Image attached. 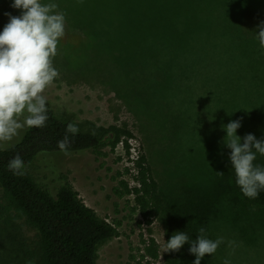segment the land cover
Returning a JSON list of instances; mask_svg holds the SVG:
<instances>
[{
  "label": "rangeland",
  "instance_id": "1",
  "mask_svg": "<svg viewBox=\"0 0 264 264\" xmlns=\"http://www.w3.org/2000/svg\"><path fill=\"white\" fill-rule=\"evenodd\" d=\"M12 2L0 0L2 28L9 22L6 13L21 14ZM41 2L57 4V11L65 14V35L53 58L59 75L44 93L46 108L80 132L118 125L127 127L133 138L129 157L121 146L103 159L89 153L48 154L35 161L30 173L51 194L65 178L99 220L117 229V237L99 245L97 264H137L140 237L153 238L158 247V259L149 264H193L187 243L178 252H164L177 233L173 211L178 212L179 204L205 211L201 202L211 203L219 191L218 173L230 162L231 150L224 144L229 122H241L236 131L241 143L247 134L264 140V49L257 38L264 0ZM111 5L144 23L141 34L181 37L185 46L168 52L144 43L112 47L108 35V44H102L92 29V11ZM229 42L238 48L236 53L227 50ZM26 129L12 141L0 142V148L17 144ZM137 155L146 158L163 198L162 212L149 224L129 211L132 197L112 194L117 186L113 177L130 168L128 161ZM230 198L221 195L212 215L196 228L198 235L204 227L208 239L224 240L201 264H224L226 259L230 264H264V206L243 209L241 203L227 205ZM191 218L199 221L194 212ZM31 236L28 231L7 232L0 223L5 264H30L21 247ZM191 236L195 241L197 236Z\"/></svg>",
  "mask_w": 264,
  "mask_h": 264
},
{
  "label": "trees",
  "instance_id": "2",
  "mask_svg": "<svg viewBox=\"0 0 264 264\" xmlns=\"http://www.w3.org/2000/svg\"><path fill=\"white\" fill-rule=\"evenodd\" d=\"M100 10L92 11V29L102 44L103 41L108 44V35L112 39L109 46H125L127 49L138 46L137 43L156 47L163 52L185 46L186 40L181 37L141 34L145 24L126 18L123 7L111 5L108 9L103 7ZM2 30L0 26V31ZM228 46V51H238L232 43L229 42ZM46 114L48 119L44 127L27 128L17 144L0 148V223L7 232L16 234L28 231L32 234L21 247L24 258L30 264H97L99 245L117 237V229L99 220L78 199L65 178L60 179V185L51 194L34 179L30 169L36 160L45 155L63 153L57 144L65 135L71 141L67 155L89 153L96 159H103L114 154L119 146L124 155L129 157V141L133 134L125 126L110 125L93 127L89 131H79L72 135L66 131L68 123L59 120L51 109H47ZM17 155L23 160L24 175H15L8 168L9 162ZM119 160L120 157H117L116 162ZM128 162L131 167L124 168L123 172H117L113 177L117 186L113 188L112 194L117 199L132 197L129 211L149 224L151 219L162 212L163 198L158 193L157 183L152 177L146 158L137 155ZM254 163L264 167V156L257 155ZM126 176L131 178L133 185H130ZM219 182L220 189L214 194L212 202H201L205 204V211L189 209L180 204L177 206L178 212L173 211V216L178 219L174 220L177 232H185L189 237L193 232L198 236L196 228L212 215L221 195L226 193L231 197L227 205L233 203L236 206L241 203L243 209L249 205L264 206V190L259 192L256 199L246 198L242 194L235 182L230 162L226 164ZM192 212L199 218L196 223L191 222ZM190 239L194 238L191 236ZM139 244L140 260L137 264H149L150 261L158 259V247L153 238L140 237ZM0 264H5L1 254Z\"/></svg>",
  "mask_w": 264,
  "mask_h": 264
},
{
  "label": "clouds",
  "instance_id": "3",
  "mask_svg": "<svg viewBox=\"0 0 264 264\" xmlns=\"http://www.w3.org/2000/svg\"><path fill=\"white\" fill-rule=\"evenodd\" d=\"M11 6L21 14L6 13L9 22L0 31V142L12 141L26 128L45 126L48 117L44 93L59 75L53 58L65 35V14L57 11V4L13 0ZM257 38L264 49V22L258 25ZM240 126L239 120L227 124L224 144L231 150L229 160L237 186L246 198L256 199L264 190V167L254 161L257 154L264 156V140L247 134L241 143L236 136ZM66 131L75 135L79 128L69 123ZM70 143L65 135L57 146L67 155ZM8 168L15 175H24V163L19 155L9 162ZM205 233L206 229L201 227L195 241H190L185 232L174 233L165 243L164 252H178L187 243L189 253L195 256L193 264H201L202 258L214 254L224 243L223 238L213 241ZM224 264L230 261L226 259Z\"/></svg>",
  "mask_w": 264,
  "mask_h": 264
}]
</instances>
